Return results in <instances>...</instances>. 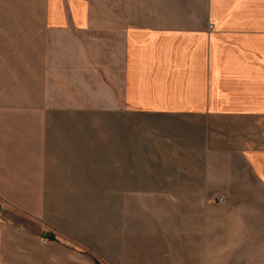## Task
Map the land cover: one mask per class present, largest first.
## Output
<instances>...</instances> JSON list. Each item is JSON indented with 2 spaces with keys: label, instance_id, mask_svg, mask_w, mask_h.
Listing matches in <instances>:
<instances>
[{
  "label": "crops",
  "instance_id": "obj_1",
  "mask_svg": "<svg viewBox=\"0 0 264 264\" xmlns=\"http://www.w3.org/2000/svg\"><path fill=\"white\" fill-rule=\"evenodd\" d=\"M209 116H264L256 0H0V264H253L264 148Z\"/></svg>",
  "mask_w": 264,
  "mask_h": 264
},
{
  "label": "rangeland",
  "instance_id": "obj_2",
  "mask_svg": "<svg viewBox=\"0 0 264 264\" xmlns=\"http://www.w3.org/2000/svg\"><path fill=\"white\" fill-rule=\"evenodd\" d=\"M264 12V0H256ZM102 133L108 129L112 133L128 134V119L132 116L125 114L103 115ZM207 119L212 121L214 131L218 130L223 144L256 146L264 148V116L250 118L235 117H213ZM122 122V123H119ZM121 124V125H120ZM248 257L252 258L253 264H264V237L255 239L248 243Z\"/></svg>",
  "mask_w": 264,
  "mask_h": 264
}]
</instances>
